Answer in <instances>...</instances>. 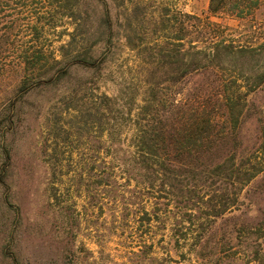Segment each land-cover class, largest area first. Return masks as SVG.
<instances>
[{"label": "rangeland", "instance_id": "obj_1", "mask_svg": "<svg viewBox=\"0 0 264 264\" xmlns=\"http://www.w3.org/2000/svg\"><path fill=\"white\" fill-rule=\"evenodd\" d=\"M169 9L219 23L243 45L264 42V4L239 20L212 16L209 0H76L75 20L57 17L42 39L50 72L24 85L35 65H0V264H222L213 240L200 258L173 249L171 219L157 221L154 201L123 187L118 170L109 176L108 149L128 142L109 138L103 97L154 60L147 46ZM250 99L264 104V91Z\"/></svg>", "mask_w": 264, "mask_h": 264}, {"label": "trees", "instance_id": "obj_2", "mask_svg": "<svg viewBox=\"0 0 264 264\" xmlns=\"http://www.w3.org/2000/svg\"><path fill=\"white\" fill-rule=\"evenodd\" d=\"M263 4L209 0V11L244 20ZM165 11L162 36L147 46L154 60L138 65L119 96L103 97L104 111L95 107L109 138L128 142L108 149L109 176L118 170L123 187L133 183L154 201L157 221L171 219L173 249L200 258L198 250L213 240L222 264L242 263L241 256L264 264V104L250 99L264 91V42L243 45L208 18ZM75 13L76 0H0V65H35L23 69L24 85L50 72L41 66L50 61L45 31ZM127 46L137 48L129 38ZM243 199L253 204L252 216Z\"/></svg>", "mask_w": 264, "mask_h": 264}]
</instances>
